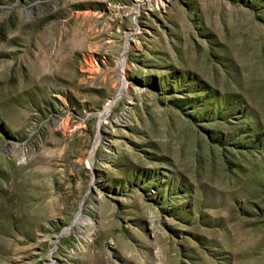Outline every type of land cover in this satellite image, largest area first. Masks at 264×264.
I'll return each mask as SVG.
<instances>
[{"label":"rangeland","instance_id":"374dc122","mask_svg":"<svg viewBox=\"0 0 264 264\" xmlns=\"http://www.w3.org/2000/svg\"><path fill=\"white\" fill-rule=\"evenodd\" d=\"M52 259L264 264V0H0V264Z\"/></svg>","mask_w":264,"mask_h":264},{"label":"built area","instance_id":"2783aa9c","mask_svg":"<svg viewBox=\"0 0 264 264\" xmlns=\"http://www.w3.org/2000/svg\"><path fill=\"white\" fill-rule=\"evenodd\" d=\"M71 230V226L68 228V231ZM59 248V245H58V239L56 240V243L54 244V247L52 248V252H51V257L53 258V254L54 252ZM73 249H71L72 251ZM56 260L55 259H52L51 261H49L48 263H45V264H50V263H53L55 262ZM66 264V263H64Z\"/></svg>","mask_w":264,"mask_h":264},{"label":"bare ground","instance_id":"6f19581e","mask_svg":"<svg viewBox=\"0 0 264 264\" xmlns=\"http://www.w3.org/2000/svg\"><path fill=\"white\" fill-rule=\"evenodd\" d=\"M85 219H86V218H85ZM84 221H85V220H84ZM86 221H87V220H86ZM75 223H78V224H84L85 222L83 223V219H82L81 223H80V222H75ZM86 223H87V222H86Z\"/></svg>","mask_w":264,"mask_h":264}]
</instances>
